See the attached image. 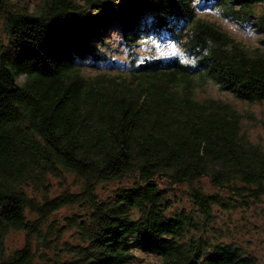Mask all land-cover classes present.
Wrapping results in <instances>:
<instances>
[{
  "label": "trees",
  "instance_id": "16d2710c",
  "mask_svg": "<svg viewBox=\"0 0 264 264\" xmlns=\"http://www.w3.org/2000/svg\"><path fill=\"white\" fill-rule=\"evenodd\" d=\"M262 4L42 0L28 11L0 0V264H36V250L52 264H132L135 251L160 264H257L242 246L201 234L216 210L264 203V149L233 104L208 94L212 85L264 103V49L197 12L254 19L264 34ZM112 30L127 47L154 37L188 59L121 66L107 51ZM67 175L73 185L61 184ZM174 190L192 207L171 212ZM64 208L73 242L59 231ZM12 233L24 235L20 247L9 246Z\"/></svg>",
  "mask_w": 264,
  "mask_h": 264
},
{
  "label": "rangeland",
  "instance_id": "374dc122",
  "mask_svg": "<svg viewBox=\"0 0 264 264\" xmlns=\"http://www.w3.org/2000/svg\"><path fill=\"white\" fill-rule=\"evenodd\" d=\"M16 7H21L25 10L32 11L34 7L41 3L42 0H10ZM199 1V0H198ZM264 10V4L256 7L255 12L261 13ZM198 16L209 20L225 30L236 41L241 42L248 49H264V34L256 28L255 20L249 19L246 23L231 21L225 18L219 10L207 8L197 12ZM6 41V33L4 29L3 19L0 18V45ZM127 47L121 38V35L112 30L107 40V51L112 56V59L121 66H126L131 60H151L170 57H181L187 60V56L182 50L170 43L169 41L158 40L154 37L146 40H137L136 44ZM115 62V63H116ZM136 63V62H135ZM209 96L224 99L233 104L243 115V132L255 144H259L264 149V103H248L239 101L233 98L230 94L220 92L215 86H210L208 90ZM202 95V94H201ZM75 178L66 176L63 179V185H73ZM53 180V179H51ZM59 183V182H58ZM55 189L59 188L57 183ZM116 183L112 185L102 186L99 194L107 195L116 189ZM201 187L208 192L214 191V187L207 179L200 181ZM61 191L55 190V194ZM171 212L180 211L184 207L188 209L192 207L186 191L180 190L171 191ZM72 209L64 208L57 220L59 221V231L63 234L64 241H76V229L67 227L65 216L71 215ZM215 218L201 234L212 242H232L242 246L248 252L257 258V264H264V203L261 206L251 207L249 209L221 211L216 210ZM32 218L33 216L30 215ZM24 242V235L12 233L9 237L10 247H20ZM41 247V246H40ZM36 248H39L36 245ZM36 264H52L45 259V255L41 251H37ZM136 260L132 264H160V257L135 251ZM48 256H53L52 253Z\"/></svg>",
  "mask_w": 264,
  "mask_h": 264
}]
</instances>
